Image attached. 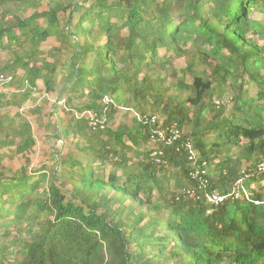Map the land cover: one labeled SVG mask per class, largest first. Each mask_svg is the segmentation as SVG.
<instances>
[{
  "label": "trees",
  "instance_id": "16d2710c",
  "mask_svg": "<svg viewBox=\"0 0 264 264\" xmlns=\"http://www.w3.org/2000/svg\"><path fill=\"white\" fill-rule=\"evenodd\" d=\"M39 81L64 145L35 169L32 124L0 115V264H264V0H0V109Z\"/></svg>",
  "mask_w": 264,
  "mask_h": 264
},
{
  "label": "rangeland",
  "instance_id": "374dc122",
  "mask_svg": "<svg viewBox=\"0 0 264 264\" xmlns=\"http://www.w3.org/2000/svg\"><path fill=\"white\" fill-rule=\"evenodd\" d=\"M61 17L64 26L66 21L65 16ZM58 46V43L52 38L43 44L42 50L46 53ZM71 53L72 51H69V54L66 53L64 57L65 61L67 60V67H70L71 65V62L69 61ZM175 67L177 71L184 69L186 67L185 60H176ZM72 77L73 76L69 73V70L61 71L59 83H61V85L69 83ZM60 91L61 88L59 86L56 93L47 94L45 92L43 83L39 81L37 90L34 93L35 101H32L31 103L19 108L17 106H9L0 109V115L9 114L12 116L13 114L20 113L24 119L32 124L36 147L34 148L32 154H30V159L32 162V167L35 169L45 164H47L51 170L57 169L54 156L57 151L60 153L62 152L64 145L63 138H60L61 128L59 127L58 117L63 116L61 108L64 105V100L67 96L65 90H62L61 92ZM226 98L227 97H225L224 100ZM228 105L230 106V104ZM124 114L125 110L121 109L116 116L114 125H118L121 122ZM132 114L133 116H138V113L136 112H132ZM59 154L56 155L58 159L61 158H59ZM24 163L25 162L23 159L15 155V149L13 148L9 154V157L3 162L2 165L9 169L17 170Z\"/></svg>",
  "mask_w": 264,
  "mask_h": 264
},
{
  "label": "built area",
  "instance_id": "2783aa9c",
  "mask_svg": "<svg viewBox=\"0 0 264 264\" xmlns=\"http://www.w3.org/2000/svg\"><path fill=\"white\" fill-rule=\"evenodd\" d=\"M152 124H155L157 122V118L154 117L152 118ZM181 134L173 129L169 130H158L156 134L153 136V139L156 141H163L165 139H169V141L172 140H177ZM187 149V156H188V161L195 167L197 165V152L193 149L191 143H187L186 145ZM260 171H264V164L260 166ZM203 172H201L198 168H195L194 170H191L189 172V176L191 179H202ZM238 190L234 193L235 198H238L241 196V193L243 195H246L244 188L241 186V181L238 183ZM188 194L190 195L191 198H193L195 201L196 200H201L205 199L209 204H219L222 203L225 198L221 195H219L217 192H212V193H203V194H197L196 190L189 191ZM248 197V196H247ZM257 204H260V202H257Z\"/></svg>",
  "mask_w": 264,
  "mask_h": 264
}]
</instances>
